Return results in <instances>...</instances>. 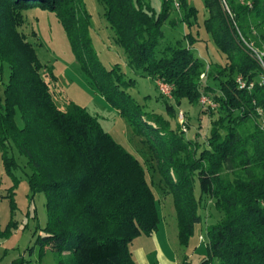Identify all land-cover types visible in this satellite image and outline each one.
<instances>
[{"label":"trees","instance_id":"16d2710c","mask_svg":"<svg viewBox=\"0 0 264 264\" xmlns=\"http://www.w3.org/2000/svg\"><path fill=\"white\" fill-rule=\"evenodd\" d=\"M98 1L128 68L172 86L171 98L159 96L168 117L148 111L129 93L137 80L118 63L104 65L90 34L85 0H0V62L10 69L0 96V151L14 186L20 180L13 170L21 165L13 149L27 158L32 196L46 195L40 255L48 248L60 257L68 252L67 261L60 258L58 264H139L131 244L156 232L161 214L143 161L86 107L73 101L67 109L58 105L54 68L40 61L22 31L25 11L34 8L57 15L90 84L147 143L173 197L180 245H189L208 198L219 217L206 227L207 256L199 264L215 259L218 264H264V83L249 47H264V0H204V29L224 63L199 56L202 40L191 31L174 44H162L173 7L168 0H161L160 11L147 0ZM178 2L183 22L192 28L197 8L188 0ZM238 76L253 87L241 88ZM203 97L216 106L203 104ZM185 103L201 104L211 115L204 142L186 136L188 117L184 127L172 125L180 112L185 117L184 110L176 111ZM13 193L10 188L7 194L12 209ZM13 226L11 219L0 236ZM26 262L19 256L9 264ZM182 264L192 263L186 258Z\"/></svg>","mask_w":264,"mask_h":264},{"label":"rangeland","instance_id":"374dc122","mask_svg":"<svg viewBox=\"0 0 264 264\" xmlns=\"http://www.w3.org/2000/svg\"><path fill=\"white\" fill-rule=\"evenodd\" d=\"M157 11L161 9V0H147ZM189 4L198 10L197 22L189 28L183 22V12L174 6L171 8L169 20L163 25L164 38L162 44L175 43L184 39L188 31L201 38L196 51L198 55L204 54L207 62H222L223 57L204 29V20L207 17L204 0H188ZM86 8L91 14L90 34L95 50L107 68L118 63L128 78L137 80L135 87L129 89V93L148 111L162 113L166 117L162 92L157 82L149 77H143L128 68L123 49L117 45L113 38V31L104 16V6L98 0H85ZM225 5V4H224ZM26 23L22 31L28 40L33 43L37 55L43 64L53 66L58 81L52 84L55 98L62 109H67L70 102L86 107L96 115L103 127L122 144L128 151L136 154L149 168V177L153 180L156 190L161 221L154 235L143 234L137 237L131 244V250L135 253L140 247L147 252L150 264H182L187 258L192 264H199L207 256L206 227L218 220V213L213 208V202L205 198L202 202V222L197 225L194 235L188 246L180 245L178 241V225L173 197L166 193L165 185L156 169L154 157L145 140L134 134L132 127L119 112L113 109L105 100L99 90L92 86L80 69V66L72 52L66 31L54 12L34 8L25 11ZM192 21L194 22L193 18ZM36 32V36L32 32ZM202 52V53H201ZM10 69L6 63L0 62V96L4 94V87L9 80ZM150 96V98H146ZM185 111L184 120L188 117V138H194L204 142L211 128V115L201 104L192 106L184 104L177 108ZM173 127H184L179 116L171 119ZM21 169H14L19 183L14 186L12 175L9 174L3 164L0 151V232L13 219L14 226L10 233L0 236V264H9L13 259L23 256L26 264H58L59 259H68V252L59 256L51 249H45L40 255L41 241L39 237L44 235L43 228L48 221L46 209V195L37 193L32 196L28 183L27 158L16 150H10ZM13 188L15 208L12 209L8 190ZM198 191V183H197ZM203 236V239H200ZM156 239L163 246L166 259L159 254ZM69 261V260H68ZM212 264H218L213 260Z\"/></svg>","mask_w":264,"mask_h":264},{"label":"built area","instance_id":"2783aa9c","mask_svg":"<svg viewBox=\"0 0 264 264\" xmlns=\"http://www.w3.org/2000/svg\"><path fill=\"white\" fill-rule=\"evenodd\" d=\"M168 1H170L175 8L179 9L180 5H179L178 0H168ZM249 47H250L251 51L253 52L255 58L257 59V61L261 65V68L263 70L262 80H260L259 83H264V47L261 48V49L255 47L253 45H249ZM202 77H204V74H202ZM237 82H238V84H239V86L241 88L251 89L253 87V85H254V82H247L241 76L237 77ZM157 83L159 85V88H160L162 94L166 95L168 98H171L172 97V86L167 84V83H164L162 81H157ZM201 101H202L203 104L209 105L212 108H214L216 106L214 104V102H212V100L210 98H208V97H203L201 99ZM179 120L184 122V114H183V112L179 113ZM200 239L202 240L203 236H200Z\"/></svg>","mask_w":264,"mask_h":264},{"label":"crops","instance_id":"0c3cea01","mask_svg":"<svg viewBox=\"0 0 264 264\" xmlns=\"http://www.w3.org/2000/svg\"><path fill=\"white\" fill-rule=\"evenodd\" d=\"M197 50H198V52L200 51L198 49V47H196V51ZM199 56H201L202 58H204L205 60H207L204 54H202V55L200 54ZM150 235H154L155 236V232L152 233V234H150ZM156 245H157V247L159 249L160 256H162V257H164L166 259V255L164 253L163 246L159 243V241L157 239H156ZM133 256H134V259L139 264H150L149 263V257L147 255V252L144 249H142L141 247L137 251H135V253L133 252Z\"/></svg>","mask_w":264,"mask_h":264}]
</instances>
